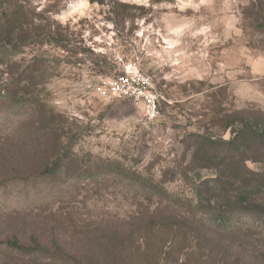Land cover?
Returning <instances> with one entry per match:
<instances>
[{"label": "rangeland", "instance_id": "374dc122", "mask_svg": "<svg viewBox=\"0 0 264 264\" xmlns=\"http://www.w3.org/2000/svg\"><path fill=\"white\" fill-rule=\"evenodd\" d=\"M249 2L0 0V264H30L4 244L14 237L26 246L58 239L89 257L90 241L113 235L134 252L124 264L239 258L235 240L208 230L211 215L203 227L189 219L198 241L147 227L178 219L158 212L164 193L190 198L215 176L191 162L196 135L228 140L223 110L264 112V32L247 20ZM118 76L138 80L144 97L96 93ZM46 165L64 176H44ZM256 248L244 264H264Z\"/></svg>", "mask_w": 264, "mask_h": 264}, {"label": "trees", "instance_id": "16d2710c", "mask_svg": "<svg viewBox=\"0 0 264 264\" xmlns=\"http://www.w3.org/2000/svg\"><path fill=\"white\" fill-rule=\"evenodd\" d=\"M244 11L245 13L249 11L247 20L251 21L252 27L264 32V0H250ZM0 93H4L2 89ZM219 114L222 116L220 126L229 130L230 138L215 141L211 139L212 137L196 135L191 159L194 167L212 169L215 176L194 185L190 191V198L183 194L164 193L166 196L164 199L167 201L160 202L162 210L157 209L158 212L176 215L178 219L175 218L176 222L171 224L168 223V219L162 217L159 224L151 222L147 231L152 233L154 229H163L174 238L182 237L185 241H192V239L198 241L197 231L190 227L189 219L192 223L203 227L207 224L205 218L211 215L215 224H212L208 230L232 238L235 240L234 249H239L241 252L239 258L232 262H230V255L218 254V262L244 264L242 259H246L244 254L250 246L257 247L254 251L259 249L263 251L264 256V239L262 237L260 240L256 237L259 234L264 235V171H251L246 166L247 162L264 164V112L254 110L226 112L223 110ZM68 158L69 163L75 160L74 156ZM101 166L93 165L92 167L98 169ZM42 172L46 177L64 176V170L55 166L46 165ZM139 183L150 189L145 181ZM233 214L235 217L256 214L257 218L249 217V224L240 222L239 218L229 221L228 216ZM181 217L187 218L181 219ZM86 237L87 235L85 239ZM57 241L58 239H55L51 245L42 246L34 240L32 241L33 246H26L20 244L14 237L4 244L18 258L28 256L30 264L37 263L35 261L39 257L42 260L40 263L43 264H79L82 260L87 264H124L134 256V252L123 247V244L113 235L90 241L91 245L87 250L89 257L83 256L79 250L59 245ZM43 253L50 256L47 257ZM193 253H195L194 249ZM207 254H205V259L210 263L211 257H215L211 254L207 256Z\"/></svg>", "mask_w": 264, "mask_h": 264}, {"label": "built area", "instance_id": "2783aa9c", "mask_svg": "<svg viewBox=\"0 0 264 264\" xmlns=\"http://www.w3.org/2000/svg\"><path fill=\"white\" fill-rule=\"evenodd\" d=\"M138 80L129 76H118L106 81L103 85L95 88L96 93L103 99L130 98L134 101L144 97V88L138 85ZM148 115L154 116V99L149 101Z\"/></svg>", "mask_w": 264, "mask_h": 264}]
</instances>
